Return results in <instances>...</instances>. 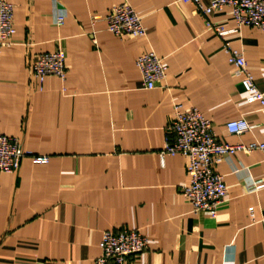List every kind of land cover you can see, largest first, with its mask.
<instances>
[{
  "label": "crops",
  "instance_id": "crops-1",
  "mask_svg": "<svg viewBox=\"0 0 264 264\" xmlns=\"http://www.w3.org/2000/svg\"><path fill=\"white\" fill-rule=\"evenodd\" d=\"M4 1L15 6L16 33L0 47V136L49 162L25 158L0 174V264H95L103 234L124 228L149 240L126 264H264L263 154L239 151L219 164L228 195L216 218L194 213L182 194L187 159L161 158L177 106L197 108L222 143L264 142V110L224 50L228 41L243 53L264 93V32L236 30L228 7L205 17L181 0ZM125 3L145 37L108 31L104 18ZM207 20L231 33L220 38ZM57 51L67 56L66 80L41 83L31 66ZM148 52L168 67L153 90L136 66ZM240 119L253 129L230 134Z\"/></svg>",
  "mask_w": 264,
  "mask_h": 264
},
{
  "label": "built area",
  "instance_id": "built-area-1",
  "mask_svg": "<svg viewBox=\"0 0 264 264\" xmlns=\"http://www.w3.org/2000/svg\"><path fill=\"white\" fill-rule=\"evenodd\" d=\"M195 6L196 12L205 17L228 7L236 22V30L252 27L264 32V0H181ZM207 1L208 5L204 2ZM55 24L62 26L66 19L64 13L54 11ZM15 6L0 0V47L8 46L15 30ZM98 19V18H97ZM108 31L117 38L145 37L147 30L136 10L129 4L112 8L104 18ZM209 30L220 38L231 33L222 25L206 21ZM224 50L229 63L234 67L235 76L241 78V84L252 101L259 102L264 110V93L261 92L247 68L242 52L234 49L230 42H224ZM136 66L140 71L145 88L153 90L165 80L168 67L163 58L154 52L139 56ZM34 77L43 83L48 77H57L62 81L67 77V56L63 51L40 54L31 66ZM253 127L244 119L227 124L230 134L243 135ZM259 150L264 156V142L253 143L248 147L232 146L222 143L214 132L213 123L203 116L197 108H175V115L167 131L166 146L161 153L165 156H183L188 161L187 172L189 185L183 188L182 194L196 214H209L217 217L218 207L226 201L228 190L224 177L217 172V167L227 158L239 151L252 152ZM25 158L33 164H47L48 157L35 156L22 149L17 138L0 136V174H14L21 168ZM256 184H254L255 186ZM256 187V186H255ZM254 187V188H255ZM254 209H250L253 216ZM149 248V240L137 230L120 229L103 234L100 249L101 256L95 264H126L131 257H137ZM204 264V263H198Z\"/></svg>",
  "mask_w": 264,
  "mask_h": 264
}]
</instances>
